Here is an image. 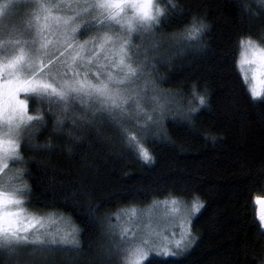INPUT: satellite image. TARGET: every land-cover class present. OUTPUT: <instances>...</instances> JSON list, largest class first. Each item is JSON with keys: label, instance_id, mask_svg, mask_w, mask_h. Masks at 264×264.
Wrapping results in <instances>:
<instances>
[{"label": "trees", "instance_id": "1", "mask_svg": "<svg viewBox=\"0 0 264 264\" xmlns=\"http://www.w3.org/2000/svg\"><path fill=\"white\" fill-rule=\"evenodd\" d=\"M158 5L163 15L153 31L160 47L152 73L157 92L170 103L147 136L134 132L153 162H143L107 120L73 125L66 119L56 131V106L50 112L47 101L29 98L30 115L43 120L32 122L31 134L20 143L22 159L10 163L14 180L27 185L23 198L29 211L56 213L74 224L80 250L27 247L15 255L0 253V264H123L114 243L119 236L109 231L115 214L166 198L196 197L204 204L191 224L197 239L176 257H149L152 264L264 261L256 204L264 199V100L251 99L236 64L242 39L264 46V2L158 0ZM193 19L209 25L204 50L177 52L173 34ZM194 85L206 94L203 107L192 94ZM189 106L199 109L191 120L184 115ZM74 111L82 114L78 106Z\"/></svg>", "mask_w": 264, "mask_h": 264}, {"label": "snow or ice", "instance_id": "2", "mask_svg": "<svg viewBox=\"0 0 264 264\" xmlns=\"http://www.w3.org/2000/svg\"><path fill=\"white\" fill-rule=\"evenodd\" d=\"M22 4L23 0H0V22L15 17ZM34 8L28 22L33 29L31 39H24L21 33L12 35L10 31L6 38L0 39V253L9 255L27 247L40 252L80 250L75 235L58 234L47 228L53 217H42L25 208L23 197L29 191L26 184L15 183L11 176L5 178L7 162L22 159L19 140L31 131L34 120H43L29 114V98L47 101L50 112L52 105L56 106L53 113L56 131L66 119H71L73 125L77 120L88 124L107 120L145 163H152L154 158L134 132L147 136L159 125L165 111L155 82L144 79L149 73L131 54L136 47L132 35L152 33L160 24L163 10L154 7V0H34ZM15 27L0 23V30ZM93 28L99 31L92 40L77 39L81 29ZM113 28L119 31L114 32ZM208 28L203 20L193 19L190 26L173 34L172 38L178 41L176 51H203V37ZM159 47L155 44L153 50L159 51ZM236 64L251 99L264 100V46L251 38L242 39ZM142 79L144 83L139 85ZM150 87L153 96L149 103L155 117L140 103ZM192 94L200 107L207 104L206 94L197 93L195 85ZM77 106L82 110L80 115L75 114ZM129 108L135 109V116ZM198 110L189 106L184 115L191 120ZM140 119L148 123L140 124ZM164 203L167 207L169 202ZM170 203L172 215L179 217L175 205L185 202L173 198ZM256 204L264 227V200L258 197ZM203 207L199 197L194 198L191 214L199 213ZM135 214V209L120 214L128 218V227L109 226L114 236L119 228V239L114 243L123 264H145L146 261L152 264L149 257L160 260L176 257L197 239L191 231V214L180 220L179 239L176 233L169 237L151 224L133 231L132 226L141 223Z\"/></svg>", "mask_w": 264, "mask_h": 264}, {"label": "rangeland", "instance_id": "3", "mask_svg": "<svg viewBox=\"0 0 264 264\" xmlns=\"http://www.w3.org/2000/svg\"><path fill=\"white\" fill-rule=\"evenodd\" d=\"M154 7L161 9L160 6L158 5V0H154ZM35 11L34 8V0H23V4L21 7L18 9V14L13 17L10 21L9 20H4L0 23L7 25L9 23L14 24L16 27L11 30H0V39L6 38L9 35V31L11 32L12 35H16L17 33H21L24 39H31L32 34H33V29L29 27V20L31 19V13ZM84 29H81V33L77 36V39L80 42L84 41H89L92 40L94 37H96L97 32L99 31L96 28H93L91 30H86V36L82 39L81 34ZM114 32H118V28H113ZM154 33H134L132 35V43L136 45V47L132 50V56L133 59L135 60L136 63L138 64H144L146 71L149 73L148 76H146L144 79H150L153 80V65H154V58H155V52L153 50L154 45L156 44L154 40ZM140 37V38H138ZM152 37V38H150ZM144 79L138 82L139 85H142L144 83ZM158 99L159 102L165 105V111L168 110L167 104L170 103L169 98L163 93H158ZM153 96V91L151 87L147 90V93L145 95V98L147 97V101L145 103H140L143 105V107L149 108V111H152V106H149V101L151 97ZM163 98V99H162ZM151 105V104H150ZM146 110V109H145ZM164 111V112H165ZM29 112V110H28ZM129 112L131 113L132 116L136 115L135 109L134 108H129ZM30 114V113H29ZM155 117V115H153ZM32 130V128H31ZM31 134L30 132L25 133L22 138L19 140V144L22 143V141L28 137ZM11 161L9 160L7 162V168L4 170L5 172V178L7 179L8 176H11L14 180V174L16 171H14V167L10 164ZM16 180V179H15ZM15 183H18L15 181ZM21 183V181H19ZM18 183V184H20ZM24 199V198H23ZM173 198H166L162 200L155 201L154 203L150 204L147 207L144 208H129V209H124L118 212L117 214L114 215L115 217V226H125L128 227L129 225L127 224V217L124 215H120L123 212H126L131 209L136 210L135 218L139 220L141 223L139 225H133L132 230L135 231L136 227L143 228L147 224H151L154 228L157 230L163 231L166 235H169L171 237L172 233H176V238L179 239V231H180V220L186 215L191 214L192 210V205L193 201L187 202L184 201L180 198H175L178 201H184L185 203H180L175 205V208L179 210V217L173 216L172 215V205H171V200ZM25 201V199H24ZM169 202L167 207L165 206L164 202ZM25 206V205H24ZM25 208L28 210V208L25 206ZM29 211V210H28ZM31 212V211H29ZM34 213V212H31ZM37 214V213H36ZM198 213L191 214V224L193 219ZM42 217H53V220L51 223L47 224V228L58 234H63L64 232H68L72 235H75L76 237V232L77 229L74 226L72 222H70L69 219H67L64 216L58 215L56 213H47V214H38ZM117 216H119V219H117ZM75 229L76 232H72V230ZM117 231L119 232V228L117 227ZM192 231V229H191ZM193 234V233H192ZM116 235L119 236V234L116 232ZM77 238V237H76ZM186 251V250H185ZM184 251L180 252L178 255L182 254Z\"/></svg>", "mask_w": 264, "mask_h": 264}, {"label": "water", "instance_id": "4", "mask_svg": "<svg viewBox=\"0 0 264 264\" xmlns=\"http://www.w3.org/2000/svg\"><path fill=\"white\" fill-rule=\"evenodd\" d=\"M262 200H264V199H262Z\"/></svg>", "mask_w": 264, "mask_h": 264}]
</instances>
